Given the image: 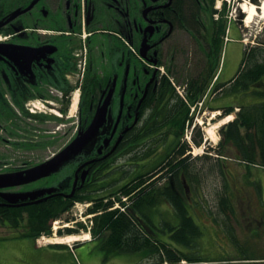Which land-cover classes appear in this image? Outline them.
I'll list each match as a JSON object with an SVG mask.
<instances>
[{"label":"flooded vegetation","instance_id":"obj_1","mask_svg":"<svg viewBox=\"0 0 264 264\" xmlns=\"http://www.w3.org/2000/svg\"><path fill=\"white\" fill-rule=\"evenodd\" d=\"M185 1L0 0V131L10 135L9 130L24 131L25 120L45 121L44 116L37 115L40 110L36 103L48 108L54 116L65 114L73 96L79 102L78 124L75 136L67 144L86 130L96 114L105 117L96 132V142L72 159L69 183L58 182L57 191L51 195L53 199H66L73 188L77 195L103 192L101 180L121 157L125 159L127 153L131 155L140 147L144 129L157 123L159 131H172L168 123L162 122L159 110L147 108V103H155L164 88L174 90L169 74L160 75L158 68L165 58L167 71L173 69L175 66L168 65L172 67L179 54L187 51L185 43H190L194 52L203 54L206 44L211 45L208 51L217 47L214 42L218 30L213 45L207 39V24L216 25L211 20L216 0H191L193 12L184 15L180 9ZM244 4L252 3L244 1L240 5L242 13ZM244 15L247 18L248 14ZM179 74L178 78H182L183 74ZM183 81H188V77ZM153 138L158 140L157 136ZM105 139L110 141L101 148ZM167 139H172V134ZM0 141L7 143L1 135ZM190 147L187 144L182 159L189 156ZM179 160L176 159L177 163ZM10 164V158L0 157V177L6 183H13L15 170ZM129 165L132 170L123 177V184L147 168L150 169L145 174H155L154 179L162 175L157 169L151 172V163L134 161ZM160 181L166 184V179ZM170 184L174 182L170 180ZM29 185L0 188V212L7 214L6 217L0 214V226L11 225V211L20 210L28 206L22 204L29 202L18 201L11 206L5 196L46 188H28ZM182 186L186 194L189 188L185 182ZM64 187L68 188L64 191ZM233 196L229 211L222 212V206L214 205L212 214L206 215L216 223L230 219L225 227L219 224L214 228L230 247H220L219 253H212L218 255L217 259L206 260L209 264H239L235 260L238 259L235 245L241 241L235 226L242 222L249 244L262 250L260 257H248L247 263L262 264L264 190H235ZM247 203L257 206L252 208ZM76 230L78 225L63 232L77 234Z\"/></svg>","mask_w":264,"mask_h":264},{"label":"rangeland","instance_id":"obj_2","mask_svg":"<svg viewBox=\"0 0 264 264\" xmlns=\"http://www.w3.org/2000/svg\"><path fill=\"white\" fill-rule=\"evenodd\" d=\"M219 1L220 0H216L214 4V7L215 5H217V8H220V10H222L219 22H215L218 27L216 25L207 24V39L209 40V42H211L212 45L215 38V32L219 29L221 22H224V25L226 27V25L229 23V20L235 23V21H232V18L237 20L241 17L242 11L240 9V5L244 1L247 3H252L255 6L257 4V7L260 6L261 2V0H227L228 3H219ZM258 13L260 14V12ZM227 14L229 16L231 15V17L225 19V15ZM243 16L244 18H246L244 14ZM245 26L247 27L238 29L239 35L238 41L236 40L237 42L235 40L233 42H230V38L225 37L224 32L222 33L218 30V34L216 33L217 37L215 38L216 42L214 43L215 45H218V42L220 41L221 47L226 54L225 72L228 75L231 74L228 78L223 75L222 78L218 81L219 84H223L224 82L229 81L236 74L237 70L242 68L244 48L247 51L255 50L258 52V50H264V16L257 15L256 17H254V20L251 23H246ZM225 42L227 43V46ZM245 44L247 45L244 46ZM183 47L187 51H185L183 54H179L178 61L173 63L174 65L172 64V67L168 65L170 68H173L175 66L170 70L174 75L170 74V71H167L166 64L168 61L165 58L163 65H161L163 68L160 66L158 70L160 75L164 73L169 74V78L174 80L173 88L175 89V92L178 94L180 93L184 98V78H186L187 76L188 80L193 79L196 76H199L200 70L201 72H203L202 70H204V67L206 66V55L203 54V51L194 52L190 43H185ZM210 47L211 45L206 44V52H210L208 51ZM218 47L220 46L218 45ZM218 71L219 67L209 77L210 82L214 81ZM178 74L179 76H182L183 74V77L178 78ZM262 79L264 81V77ZM229 85L230 84H228L226 88H228ZM252 90L256 89L252 88ZM212 91L211 93H209L210 95L207 97L204 104L200 105V107L199 105L195 107L194 105H192V103H189V106H187L186 102H184L186 108H188V111L190 110L191 114H194V117L193 124H186V130L184 131L179 142L191 146V149H188V154L191 158H194L195 161L197 158H201V156H210L209 159L205 162L197 159L196 164H198V166L202 168L200 176L201 184L198 186L197 184H194L190 188L195 189L196 187H198V191L196 193L192 192V194L196 197V200L201 203V205L214 206L217 204L218 200L216 199V193H222V189L225 186L221 174H225L227 177V185L229 189V191L227 190L228 194L230 190H232V192L234 190L240 191L253 188L264 190V169L252 165L247 167L243 163L235 161L233 156L236 154V152L234 150L230 151V149H227L226 153L223 155H219L217 154V152L213 151V149L218 148V145L222 141L220 130L231 122L223 121L225 117L223 115V112L218 108L232 105L234 107V118L232 121H234L237 117V114L240 112L239 105L257 104L259 101L258 98H256L252 94L243 97L237 94L235 95L233 93H230L229 95H223L222 93H219V90L213 92ZM76 99L77 98L75 96L74 103H76ZM36 106H38L40 110L37 111V115L44 116L45 121H43L42 119L40 121H35L33 119L25 120L23 121L26 124L24 131L9 130V132L11 133L10 135L0 131V135L7 140V143H3L2 141H0V157L6 156V159L10 158L12 160L10 168L15 171L26 170L44 162L45 160H48L60 149H62L76 134L78 124V105L72 107L69 111L66 110V114H60V118L52 115L48 108H44L43 105L36 103ZM160 108L162 109V107ZM160 108L159 110H161ZM194 125L196 126L195 129H193ZM197 130H199L201 134L200 136L202 138V143L200 144V146L195 145L193 142V137L195 136ZM160 134L161 133H158L156 134V136L159 137ZM96 140L97 137H92V139L85 144V148L90 147L93 143L96 142ZM160 145L161 143L156 144V147L154 148V151L156 152L155 156H153L154 154L151 155V166H149L151 168L157 166V163H160L163 158H166L165 154H163L164 149L162 145ZM219 156L223 162L221 164V168L220 165L215 163V160L217 161L216 158H219ZM258 157V155H255L257 162H259ZM66 162V160H63V162L58 165H61V167H59L57 173L49 175L44 180L31 183L28 188L37 186V188H47L50 186L53 187L54 184L67 179V175L72 172V169L70 168L69 170L68 166L65 165ZM129 163L130 162H128L127 165V162L125 163L123 162V160H121L120 162L117 161L115 164H113L109 174L106 175L105 179H102V184H104L103 187L105 188L104 191L98 194H94L92 197L95 199L104 197V202L105 200L111 198V196H109L108 194L117 191V189L120 188V186H122L123 184V177L126 172L128 170H132V166H130ZM224 163L225 165H223ZM148 169L150 168H147L142 172L145 173ZM160 183L162 185L163 181H160ZM105 196L107 197L105 198ZM121 197L122 196H118L119 199ZM127 200L126 202L125 200H123V202L127 203ZM186 204L188 203L186 202ZM190 204L192 205V209H196L194 204L198 205L196 202H194V204ZM90 205L92 206L91 202L82 204L76 203L74 207L70 208L67 214H64V216L60 218V221L62 222L56 224V227L61 228V230H65V227L60 226H64L65 224H68L70 227L76 226V223L71 224L75 219L78 221L80 219H83L85 224L90 227V222H88V220L90 219L85 218V210L87 209V206ZM246 205H251L252 208L257 206L255 203H247ZM261 205L262 204L259 203V206ZM161 207L162 206L159 207L158 205L154 207L153 210L151 209L152 212L150 216L151 223L155 226L153 229V235L157 239H159V237H162L164 235L163 231L165 232L166 230V227L161 224L162 222H170L174 225V223H172L174 219L172 210L168 209L167 207ZM114 208H118L120 212L124 211V208L121 204H114ZM80 212H83V214H81V218L79 216ZM207 214V211H204L198 216L200 217L201 221H206L209 224L208 228H203V234L196 241L199 244V256L203 259H217L218 255H213L212 253H219L220 247L228 248L230 246H227L226 243L223 242L222 236L216 234L217 231L214 228H216L215 226H218L219 224L225 227L227 222L230 223V219L225 223H223V221H221V223H215L211 218H208L206 216ZM239 224L240 225L235 226L236 235L241 241L240 243H237L235 245L236 255L239 258L260 257L259 255L262 253V250L258 249L254 245L249 244L248 233L245 229L246 227L242 222H240ZM198 225L201 228L200 223H198ZM221 226L220 228H222ZM19 229L22 233V228ZM21 233H19L18 230H14V232H12L9 228L0 226V264H21V259H23L24 256H27V254H31L32 256L34 254L40 255L42 257L43 264H153L155 263L156 259L155 256H149L150 258L148 259V257H146L144 253L109 252L108 250L101 249L100 244L97 242L91 244V247L89 248L85 246L87 248L83 249V252L87 251V255L85 258L80 257L77 251L81 248H78L76 251H74L75 256L73 257L78 256L77 262H75L73 261L71 254L67 255L66 252H63L64 248L62 247H45L41 251H37L35 250V248L30 247L29 251H27L24 247H15L11 244L9 245V243L15 240L17 234ZM222 233L224 235L223 231ZM45 236L48 237H46L45 240H41L42 243H57V239L66 237L65 234L62 235L63 237H59L57 234H55L54 236L52 230L49 231L48 234H45ZM93 237L94 236L91 235L90 238L93 239ZM77 238L84 241H89V234L85 231L83 233V237ZM215 243L218 245H215ZM23 263L30 264V262L28 261H25ZM181 264L188 263L182 262Z\"/></svg>","mask_w":264,"mask_h":264},{"label":"trees","instance_id":"obj_3","mask_svg":"<svg viewBox=\"0 0 264 264\" xmlns=\"http://www.w3.org/2000/svg\"><path fill=\"white\" fill-rule=\"evenodd\" d=\"M185 2L180 10L184 15L191 14L193 12L192 1L186 0ZM220 24L218 30L223 33L225 29L224 22ZM218 45L214 51L206 52L205 71L202 70L204 73L200 70L199 76L184 82L186 84V96L190 103L197 101L210 84L209 77L217 69L219 61L220 41ZM242 62L243 66L239 69L235 78L229 83L217 85L214 90L221 89V92L225 95L233 93L243 97L252 93L259 101L257 104L239 105L240 112L234 121L220 130L222 141L218 148L213 149V151L223 155L227 149L234 150L236 152L233 156L235 161L243 163L247 167L255 165L264 169V81L262 79L264 77V50H258V52L245 50ZM228 84L230 85L226 88ZM252 88L256 90H252ZM152 103L153 101L148 102L147 108L159 110L162 107L159 110L162 122L168 123L172 127V131L169 129L159 131L160 126L157 123L151 125L148 129H144L142 137H147V141L143 142L135 152H132L133 156L127 162H144L151 158V155L154 154L153 156H155L154 148L156 146H153L155 139L152 138L157 133H161L156 141L161 142L164 149L163 154L166 158L157 163L158 165L151 172L157 169L158 172H162V175L154 179L155 174L152 176H148V174L146 176L145 173L138 174L135 179L123 184L117 191L108 194L111 197L115 195V199L118 201H120L118 196L127 197V204L121 203L124 207L123 212L119 210L109 211L108 209L113 205L112 201L104 203V197L95 199L90 194H76L70 200L52 199L39 205H31L25 209L12 210L10 214L14 227H18L20 220L24 218L23 214H26L22 237L34 240L41 234H48L50 231L48 222L60 218L74 202L92 201L93 207L89 212H102L99 216L93 218L92 235L104 238L102 246L105 250L117 253H144L148 259L149 256H155L156 259L153 264H179L182 260L188 264L208 262V260L199 256L200 253L197 249L199 244L196 241L201 237L198 225V223L201 224V220L198 216L203 212V208H206V211L212 214L214 206L201 205L192 194V192L196 193L198 191V187H196L197 189H191L190 187L194 184H197V186L201 184L202 168L196 164L197 159L205 162L210 156H201L196 161L190 156L182 159L187 145L180 143L179 140L183 135L185 123L188 119V108L175 94L174 90L164 88L156 96L154 105ZM222 112L224 116L229 115L233 112V107L222 108ZM169 134H172V139H167ZM200 135L199 130H197L193 139L194 144L197 146L202 142ZM255 155L259 156V162H257ZM178 158L180 160L177 163L176 159ZM216 159L215 163L220 165L221 168L223 162L220 156ZM221 177L225 186L222 193H216V199H218L216 205L222 206L221 211L224 212L229 211L228 206L234 203L235 190L233 192L230 190L228 194L227 177L225 174H221ZM161 179H166V184L158 187L156 184ZM170 180L174 182L173 185L170 184ZM183 182L190 189L186 194L183 192ZM253 190L260 189L253 188ZM162 203H166L171 207L174 218L172 223L174 225L170 222V224L162 222L161 224L166 227V230L163 231L164 235L157 239L153 235L155 226L151 223L150 216L151 209L153 210L158 205L160 207ZM190 203H193L196 209H192ZM0 214H3L4 217L7 216L6 212H0ZM223 223L225 222L223 221ZM235 260L247 261L249 259L248 257H238V259L236 257Z\"/></svg>","mask_w":264,"mask_h":264},{"label":"water","instance_id":"obj_4","mask_svg":"<svg viewBox=\"0 0 264 264\" xmlns=\"http://www.w3.org/2000/svg\"><path fill=\"white\" fill-rule=\"evenodd\" d=\"M104 121V115L102 114H96L93 121L91 122L90 126L82 133L78 135L77 138L74 139V141L69 144L65 149H63L60 153H58L55 157H53L51 160L38 165L34 168H31L24 172L23 175H16L13 179V183H6L4 182L5 178L0 177V188L6 187V186H14L18 185L19 183H29L44 177H47L53 173H56L59 170L58 166L63 160H66V164L73 159V157L78 154L80 151L85 149V144L88 143L92 137H96L97 130L102 125ZM116 129V126L114 127V131ZM110 139H105L103 141V146L108 145ZM58 166V167H57ZM20 181V182H19ZM50 190H48L49 192ZM42 192H29L25 194L20 195H11L9 200L10 202L15 203L17 200H25L26 198L34 199L38 195H41ZM72 195V194H71ZM70 195V196H71ZM69 196V197H70ZM8 197V196H7ZM9 199V198H8Z\"/></svg>","mask_w":264,"mask_h":264},{"label":"crops","instance_id":"obj_5","mask_svg":"<svg viewBox=\"0 0 264 264\" xmlns=\"http://www.w3.org/2000/svg\"><path fill=\"white\" fill-rule=\"evenodd\" d=\"M238 35H239L238 27L235 24H230L229 32H228V35H227L228 38H230V42H233L234 40L238 41ZM226 46H227V43H226ZM225 56H226V54H225ZM225 69H226V64H225V57H224L223 65H222V68L220 69V74H219V78L220 79L222 78L223 75H225L226 78H228L231 75V74L228 75L225 72ZM93 243H95V241H93V240L91 242H83V243L79 244L78 246H75L73 248V251H71L70 249H68L66 247L65 248L62 247V248H64L63 252H66L67 255L71 254V256L73 258V261L77 262L78 256L77 257H73V256H75L74 255V251H76L78 248H81V249H79L77 251H78L80 257L85 258L86 255H87V251L83 252V249H87L86 247H88V248L91 247L90 245L93 244ZM10 244L12 246H15V247H24L27 251H29L30 247L35 248V250H37V251L38 250L41 251L42 249H44L46 247V246L40 247L37 244H35L32 240L27 239V238H22V237L20 238V236H18V235L16 236L15 240H13V242L9 243V245ZM28 246H29V248H28ZM27 256H24V258L21 259V264H25V263H23L25 261L30 262V264H43V260H42V257L40 255L34 254L32 256L31 254H27Z\"/></svg>","mask_w":264,"mask_h":264},{"label":"bare ground","instance_id":"obj_6","mask_svg":"<svg viewBox=\"0 0 264 264\" xmlns=\"http://www.w3.org/2000/svg\"><path fill=\"white\" fill-rule=\"evenodd\" d=\"M258 8H260V9L258 10ZM258 8H256V6L253 5V4H244L243 5V12L246 13V14H248L247 15V18L245 19V24L246 23H251L254 20V17H256L257 15L258 16L259 15H263L264 16V0H261L260 6ZM258 12H260V14ZM244 13H242V14H244ZM233 118H234V114H230V115L226 116L223 119V121L224 122H227V121L229 122V121L233 120ZM126 200H127V197H126ZM76 238L77 237H74V236L59 238V239H57V243L58 244H60V243H68V242H71L72 240H74Z\"/></svg>","mask_w":264,"mask_h":264}]
</instances>
